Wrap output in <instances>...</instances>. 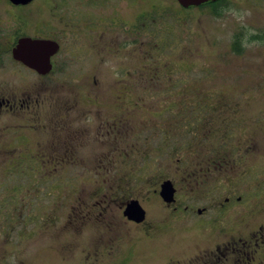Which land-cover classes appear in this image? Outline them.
Masks as SVG:
<instances>
[{
	"label": "rangeland",
	"instance_id": "1",
	"mask_svg": "<svg viewBox=\"0 0 264 264\" xmlns=\"http://www.w3.org/2000/svg\"><path fill=\"white\" fill-rule=\"evenodd\" d=\"M144 3L56 81L2 73L25 105L0 114V264H264V0Z\"/></svg>",
	"mask_w": 264,
	"mask_h": 264
},
{
	"label": "flooded vegetation",
	"instance_id": "2",
	"mask_svg": "<svg viewBox=\"0 0 264 264\" xmlns=\"http://www.w3.org/2000/svg\"><path fill=\"white\" fill-rule=\"evenodd\" d=\"M135 4L129 11L128 7ZM144 5V0H0V81L5 79L3 72H10L17 80H22L23 76H35L40 81L58 80L65 66L76 65V42L82 44L95 39L98 28L111 26L113 29L126 24L129 15L139 21L137 25L141 24ZM154 5L159 8L158 4ZM144 22L147 23L148 18ZM120 46L123 47V43ZM80 47L83 48L82 45ZM95 50L102 60L105 57L102 52L105 51L99 48ZM94 80L97 81L96 76ZM23 92L16 91L14 85L9 94L0 91V114L18 103L23 107ZM17 131L20 133L16 134L14 144L22 147L25 161L32 156H36V159L37 156H45L42 153L33 155L30 137L22 129ZM133 200L139 201L130 200L124 208V215L126 207ZM125 217L135 223L145 220L138 222L127 215ZM219 244L209 247L207 252L210 256L218 257V260L219 255L212 254L223 252ZM201 258H204L203 255L192 256L190 262Z\"/></svg>",
	"mask_w": 264,
	"mask_h": 264
},
{
	"label": "water",
	"instance_id": "3",
	"mask_svg": "<svg viewBox=\"0 0 264 264\" xmlns=\"http://www.w3.org/2000/svg\"><path fill=\"white\" fill-rule=\"evenodd\" d=\"M178 1L182 6L189 7V6H199L211 0H178ZM212 1H215V0H212ZM175 190L176 189L174 188L172 182L166 181L162 185L161 196L165 199V201L172 202L175 200L174 198ZM125 215H127L130 219H134L140 222L145 219L146 211L142 207L139 201L133 200L126 207Z\"/></svg>",
	"mask_w": 264,
	"mask_h": 264
},
{
	"label": "trees",
	"instance_id": "4",
	"mask_svg": "<svg viewBox=\"0 0 264 264\" xmlns=\"http://www.w3.org/2000/svg\"><path fill=\"white\" fill-rule=\"evenodd\" d=\"M224 1L225 0L207 2V3L200 5V7L210 5L211 6V12L220 16L224 12V9H225V7L223 6ZM224 4L226 6L227 3L225 2ZM246 46L247 45H246L245 38H244V32L240 31V32L236 33L234 35L233 41H232V46H231L232 51L235 54L241 55L245 51Z\"/></svg>",
	"mask_w": 264,
	"mask_h": 264
}]
</instances>
